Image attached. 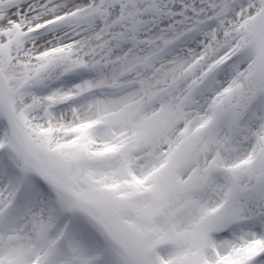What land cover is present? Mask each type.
I'll return each mask as SVG.
<instances>
[{"label":"snow or ice","instance_id":"obj_1","mask_svg":"<svg viewBox=\"0 0 264 264\" xmlns=\"http://www.w3.org/2000/svg\"><path fill=\"white\" fill-rule=\"evenodd\" d=\"M0 264H264V0H0Z\"/></svg>","mask_w":264,"mask_h":264}]
</instances>
